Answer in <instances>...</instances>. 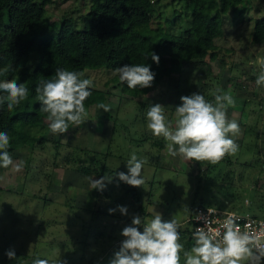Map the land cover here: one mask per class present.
Returning <instances> with one entry per match:
<instances>
[{"label": "rangeland", "instance_id": "rangeland-1", "mask_svg": "<svg viewBox=\"0 0 264 264\" xmlns=\"http://www.w3.org/2000/svg\"><path fill=\"white\" fill-rule=\"evenodd\" d=\"M88 4L89 0H52L45 5L44 22L65 17L79 26ZM153 5L151 27L184 32L189 10L180 1L153 0ZM231 11L222 17L213 50L182 63L180 72L152 84L142 95L121 92L115 69L82 70L93 88L105 91L103 103L111 110L91 105L79 126L72 125L63 134H53L49 127L38 129L46 132L45 141L33 147L22 144L10 152L14 163L24 161L25 166L20 172L11 165L0 167V264H31L36 258L49 264H110L124 239L121 231L141 213L115 183L105 182L104 190L109 191L105 195L92 189L91 179L117 169L127 173L133 153L146 161L145 183L135 187L142 206L151 214L161 213L166 221L175 219L183 227L189 207L199 202L251 215L264 213V85L255 83L264 70V40L251 38L254 19L264 13V0H244L242 7ZM217 90L230 92L235 101L227 106L226 115L239 124V133L229 134L238 151L216 164L168 155L165 139L148 128L150 104L164 105L175 127L181 96L196 92L214 102ZM30 132L35 134L37 129ZM203 169L199 180L197 171ZM118 205L127 206L129 214H109ZM139 230L143 231V224ZM179 242L184 250L191 249L182 236ZM9 249L15 251V260L5 255ZM181 264H185L183 252Z\"/></svg>", "mask_w": 264, "mask_h": 264}, {"label": "trees", "instance_id": "trees-1", "mask_svg": "<svg viewBox=\"0 0 264 264\" xmlns=\"http://www.w3.org/2000/svg\"><path fill=\"white\" fill-rule=\"evenodd\" d=\"M51 1L0 0V81L16 79L29 89L28 99L11 111L6 102L0 105V132L11 137L9 153L19 145L33 147L34 143L45 141L46 132L38 129L46 130L49 121L35 98V88L41 81L55 78L57 68L81 72L86 68L116 69L126 64H148L155 73L153 84H156L169 74L180 72L182 63L201 59L213 50V39L221 33L222 17L229 10L234 12L242 7L244 0H178L189 10L182 34L150 26L153 0H89L79 26L65 17L46 24L45 5ZM251 38L255 42L264 40V13L254 19ZM151 53L159 56L158 64L152 61ZM209 56L213 58V54ZM148 90L130 89L120 82V91L130 97ZM90 91L85 108L104 102L105 91L93 87ZM6 95L0 90V96ZM72 125L69 123V128ZM32 128L37 129L35 134L30 132ZM205 171H197L199 180L198 175ZM116 172L122 171L112 170L108 177L113 176L112 182L137 204L142 224L153 219L154 214L142 206L139 191L118 181ZM198 188L197 184L195 196ZM101 193L107 195L109 191ZM197 205L204 204H191L189 214ZM179 233L187 247L194 245L189 222L180 227Z\"/></svg>", "mask_w": 264, "mask_h": 264}, {"label": "clouds", "instance_id": "clouds-1", "mask_svg": "<svg viewBox=\"0 0 264 264\" xmlns=\"http://www.w3.org/2000/svg\"><path fill=\"white\" fill-rule=\"evenodd\" d=\"M151 59L158 64L160 58L151 53ZM115 72L120 81L126 83L130 89L149 88L155 79V73L148 64H126L116 68ZM83 77L82 71L57 68L55 78L41 81L35 88V98L41 104V111L47 114L48 127L53 134L66 133L69 123L76 126L84 123L88 114L84 102L91 95L93 81ZM255 83L257 87L264 85V70L257 75ZM0 90L7 93L6 96H0V105L6 102L9 111L29 96L27 86L18 83L16 79L0 81ZM180 101L181 104L175 107V127L169 121L164 105L150 104L146 113L148 128L156 137L165 139L168 155L216 164L225 155L238 151L239 146L229 134L237 135L240 127L235 120H228L226 115L227 106L235 104L230 92L217 90L214 102L206 100L203 94L196 92L181 96ZM96 108L104 112L111 110L103 102L97 103ZM10 139L7 132H0V167L7 169L11 165L14 171L20 172L25 162L14 163L8 151ZM145 163V160L138 159L133 153L127 161V173L116 172L115 176L118 181L131 187H142L145 183L142 175ZM112 180L113 176L91 179L92 189L103 191L105 182L110 183ZM116 211L124 216L129 214L127 206L122 205L109 209V214ZM235 219L234 213L226 216L220 239H217L220 235L218 232L197 227L193 233L194 245L190 250H184L179 242L181 225L175 219L166 221L161 213L156 212L153 219L143 223L141 232L139 226L142 225V218L135 215L131 225L121 231L124 239L110 264H181V252L185 257V264H242L245 261L249 264H262L264 245L260 244V236L248 231L242 232ZM5 255L10 260L16 259V253L12 249ZM31 264H49V260L36 258Z\"/></svg>", "mask_w": 264, "mask_h": 264}, {"label": "built area", "instance_id": "built-area-1", "mask_svg": "<svg viewBox=\"0 0 264 264\" xmlns=\"http://www.w3.org/2000/svg\"><path fill=\"white\" fill-rule=\"evenodd\" d=\"M230 213L235 214V223L239 225L242 232L248 231L250 234L260 236V244L264 245V213L251 215L233 208L221 209L218 206L197 205L186 217L185 223H190L192 236L197 227H205V230L210 228L214 232H218L220 235L217 236V239H220L224 232L222 223Z\"/></svg>", "mask_w": 264, "mask_h": 264}]
</instances>
